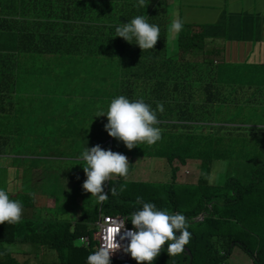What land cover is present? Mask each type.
<instances>
[{
  "label": "trees",
  "instance_id": "1",
  "mask_svg": "<svg viewBox=\"0 0 264 264\" xmlns=\"http://www.w3.org/2000/svg\"><path fill=\"white\" fill-rule=\"evenodd\" d=\"M167 1L171 16L173 0ZM162 3L0 0V157L24 165L22 178L27 183L34 170L41 169L50 177L48 163L31 156L35 146L28 141L46 143L50 129L63 126L68 115L60 103L85 106V114L99 120L103 142L111 137L105 130L108 120L106 115H97L107 110L112 99L120 95L130 100L142 98L153 109L162 102L164 112L157 113L156 125L162 137L156 144L129 150L113 138L105 150L112 148L131 161L137 156H163L172 168L171 180L152 187L131 182L122 193L120 176L110 180L105 213L121 214L132 226L129 216L142 207L137 197L170 214L182 213L191 233L186 245L189 251L169 256V264H230L233 246L242 244L246 253L253 252L242 223L253 229L251 220L261 221L257 234L264 232V126L246 124L239 116L245 107L264 110V77L257 82L246 79V73L257 70L232 67L219 58L217 49H206L204 27L195 30L194 25L183 23L176 46L167 41L173 17L160 14L158 5ZM137 15L159 26L154 49L143 52L135 41L115 37V26ZM189 160H199L203 168L223 162L226 170L216 183L208 179L177 181L180 165ZM0 169V176L8 182V167ZM0 187L6 189L7 184ZM112 187L117 189L116 196L109 191ZM17 198L32 215L24 214L15 225L3 224L9 228L6 237L1 232L0 243L10 244L18 230L22 241L57 251L61 264H87L88 255L96 249L74 241L89 235L93 244L92 232L97 228L93 219L99 213L82 209L93 213L84 219L57 217L56 223L37 225L40 219L35 215L32 192L17 193ZM200 214L203 219L195 221ZM260 237L264 245V233ZM263 249L261 245L259 250ZM6 257L0 264H25L9 258V252ZM252 258L255 264H264V258Z\"/></svg>",
  "mask_w": 264,
  "mask_h": 264
},
{
  "label": "rangeland",
  "instance_id": "2",
  "mask_svg": "<svg viewBox=\"0 0 264 264\" xmlns=\"http://www.w3.org/2000/svg\"><path fill=\"white\" fill-rule=\"evenodd\" d=\"M158 8L163 17L167 16L170 18L173 15L172 13L170 14L171 16L168 14L169 3L167 0H163L162 5H158ZM162 21L164 20L162 19ZM177 36L178 35L174 36L170 41L173 42L174 46L178 43L176 39ZM205 46L206 49H217L218 42L216 40V36L208 38ZM224 55L229 59L228 49L224 51ZM213 56L214 55H212V57ZM219 58L222 57L220 56ZM252 68L257 69L258 67ZM262 72L263 70L257 69V71L253 73H246L244 76L246 79H253L257 82L264 77V75L261 74ZM32 114H35V112H32ZM239 116L243 118V121L246 124L264 126V110L262 109H258L254 106L245 107L239 112ZM62 124L63 126L61 128L53 127L50 129L51 132L47 142L45 143V150L42 153L41 160L52 165V168H49L51 174L50 180H44L42 170L38 169V171L35 172L36 174L32 180V184L31 182L29 183V188H32L33 186L34 189H37H31L34 196V204L37 208H45L37 215L40 219V221L35 222L37 225L39 222H42L44 225L56 223L55 220H57V217L63 220L74 221L76 213L79 211L77 209H88L89 211L97 212L102 215L105 213L109 201L108 197L104 201H98L96 198H91V193L84 192L83 183L87 177L83 171L84 162L79 159L84 148L94 147L97 144L102 146L101 142L103 140L104 133L99 126V120L95 117H89L86 114L82 116L73 115L71 118L63 120ZM0 163L9 167L10 183L15 185L16 189L17 186H22V183L16 177L17 166L12 164L11 160L6 157H0ZM218 163L221 166L218 165L203 168L202 166L200 167L199 160H189L185 165H180L177 173V181L197 182L199 179H208L209 182L216 183L220 180L223 172L226 170V166L223 162ZM130 164L132 165V168L129 170L128 176L126 178L120 177L122 180L120 185L125 186V190L128 189L127 185L129 186L131 182H142L145 183L146 186L152 187L151 184L153 183H167L171 180L172 168L168 164L167 159L163 156H137L134 161L129 160V166ZM57 169L69 172V174L65 173L63 176L55 175L58 173L56 171ZM1 173L2 170L0 169V175ZM117 177L119 176L113 175L111 180L114 181ZM108 182H106L105 185V192L108 188ZM2 184H7L8 186L7 179L0 176V185ZM9 189H12V186H9ZM123 191L120 190L121 193ZM47 194L50 197H48ZM54 202L57 203L56 206H54ZM73 206L77 209H73ZM194 219L195 221L202 220L203 215L200 214ZM243 220L244 219H241V221ZM251 222L253 229H250L244 223H242V227H246L248 230V232H246V236L251 242L249 247L253 248V252L246 253V251L242 248V244L240 247L233 246V250L229 256L230 264H255L252 257H255L256 255L258 259L264 258V249L259 250L261 245L264 246L259 242L261 239L260 234L264 232L257 234V231L262 229L261 221H255L252 219ZM74 242L75 244H82L80 238L75 239ZM23 246L29 248H27V251L30 258L34 262L28 264H61L59 255L55 250L46 252L42 247L38 246L35 248L29 243L10 245L6 241L0 243V259L8 260V257L6 256L9 252V258L15 260L16 247ZM164 247V250L156 258L153 264H169L170 259L166 251L167 244H165ZM111 264L127 263L118 261L111 262ZM130 264H137V262L133 259Z\"/></svg>",
  "mask_w": 264,
  "mask_h": 264
},
{
  "label": "clouds",
  "instance_id": "3",
  "mask_svg": "<svg viewBox=\"0 0 264 264\" xmlns=\"http://www.w3.org/2000/svg\"><path fill=\"white\" fill-rule=\"evenodd\" d=\"M143 5L144 0H139L138 6ZM182 29L183 21L173 19L168 25L167 41H171ZM115 33V37L123 38L128 43L135 41L134 44L138 45L143 52L154 49L160 38L159 26L150 24L146 17L140 15L127 23L122 22L115 26ZM158 112H164L162 102H157L156 108L153 109L142 98L130 100L120 95L111 100L106 111H101L97 115V117L107 116L105 130L111 137L110 140H104L101 143L102 146L97 144L94 147L84 148L79 157L84 162L83 171L87 177L83 183V190L91 193V198H96L98 201L106 200L108 196L105 192L106 182L110 181L113 175L126 178L129 174L128 157L112 151V148L105 150L107 142L111 143L115 138L129 150L140 144L149 146L156 144L162 137L161 129L156 126L159 124ZM124 187L122 185L120 190L123 191ZM109 191L113 196L118 194L115 187L110 188ZM137 202L141 203L142 207L131 213L129 220L132 226L126 224L132 229L125 228L122 235V240L127 241V244L123 246V252L130 256L123 258L115 255V252L121 249V244H118L115 249L110 244L98 248L97 241L93 239V244L91 242L89 246H86H93L96 251L88 255L87 264H111L113 260L130 264L133 259L137 264H153L164 250L165 244L170 257L189 249L186 245L190 242L191 233L188 230V220L182 213L170 214L166 210H159L154 203L143 202L142 197H137ZM22 215V202L10 199L8 191L0 188V225L5 223L15 225L20 222ZM105 215L114 214L104 213L97 222H93L97 228L92 235L98 231V222ZM81 243L83 244L82 241Z\"/></svg>",
  "mask_w": 264,
  "mask_h": 264
},
{
  "label": "crops",
  "instance_id": "4",
  "mask_svg": "<svg viewBox=\"0 0 264 264\" xmlns=\"http://www.w3.org/2000/svg\"><path fill=\"white\" fill-rule=\"evenodd\" d=\"M171 11V13L173 14V19L175 17H178V19H181L183 23L194 25L195 30H202L204 27L208 38H213L216 36V40L218 42L217 54L222 57V60L231 63L232 67H258V70L264 71V0H173ZM227 49L229 59L224 55V51ZM253 69L257 70L255 68ZM60 105V108L67 113L68 118H71L73 115H85L86 107L83 105L80 107H66L63 103H60ZM52 112L53 114L62 113L60 111ZM28 142V144H32V141L29 140ZM42 142L45 141L33 142L32 145L35 146V149L33 151L35 153L31 156H35L39 159L42 158V153L45 150V143ZM7 159H10L11 163L14 164L12 158ZM0 166L8 167L7 165H3L2 163H0ZM16 166L18 167L16 169V177L18 180H20L22 186H17L16 189V186L10 183V169L8 167V186L5 189L6 191H8L10 199L15 200L18 199L17 193H29L32 192V190H37L34 189L33 186L32 188H29V183L31 182L32 184V180L36 174L35 172L38 171L34 170L32 180L27 183L22 178L24 165ZM46 167L49 169L50 167L52 168V165L48 164V166ZM56 171L58 173L55 175L58 176H63L65 173L69 174V172H64L60 169H57ZM48 173H50V170ZM43 177L44 180H50L51 176L47 177L43 175ZM9 186H12V189H9ZM48 197L50 196L48 195ZM54 203V206H56L57 203ZM74 208L76 207L73 206V209ZM44 209L45 208H37L35 205V215L37 216ZM92 213L93 212H89L88 214H86L84 211H82V209H79V211L76 213V216H82L84 219L90 217ZM24 214L31 216L32 210L24 209L22 216H24ZM100 216L101 215L98 214V217H95L93 219V222H97L100 219ZM8 228V225H0V236H2L1 232H4V236L6 237ZM19 233L22 235V233L17 230L10 245H16L18 243H29L35 248L39 246L37 244L22 241L19 237ZM41 247L44 251H49L44 249L43 246ZM27 248L28 247L24 246L16 247V256L15 254L14 256L19 262L34 263L29 256Z\"/></svg>",
  "mask_w": 264,
  "mask_h": 264
},
{
  "label": "built area",
  "instance_id": "5",
  "mask_svg": "<svg viewBox=\"0 0 264 264\" xmlns=\"http://www.w3.org/2000/svg\"><path fill=\"white\" fill-rule=\"evenodd\" d=\"M132 229L126 224L125 217L121 215H105L98 222V231H95L92 235V239L97 241V247L112 245L113 249L121 244V249L115 252V255L123 258H128L130 254L123 252V246L127 244L126 240H122L124 230ZM83 244L89 246L91 244V238L89 235L81 237Z\"/></svg>",
  "mask_w": 264,
  "mask_h": 264
},
{
  "label": "water",
  "instance_id": "6",
  "mask_svg": "<svg viewBox=\"0 0 264 264\" xmlns=\"http://www.w3.org/2000/svg\"><path fill=\"white\" fill-rule=\"evenodd\" d=\"M187 251H189V250H187ZM190 254H191V252H190ZM192 260V256L190 257V261ZM188 264H190V262L188 263Z\"/></svg>",
  "mask_w": 264,
  "mask_h": 264
}]
</instances>
